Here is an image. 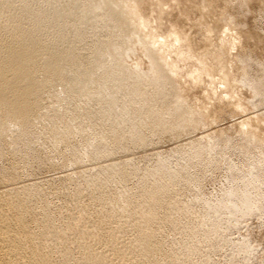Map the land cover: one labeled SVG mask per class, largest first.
Returning <instances> with one entry per match:
<instances>
[{"label":"rangeland","instance_id":"374dc122","mask_svg":"<svg viewBox=\"0 0 264 264\" xmlns=\"http://www.w3.org/2000/svg\"><path fill=\"white\" fill-rule=\"evenodd\" d=\"M136 8L144 24L140 36L148 34L168 45L161 54L175 66L176 94L180 90L188 107L203 111L204 127L161 136L144 132L143 141L128 136L113 141L109 134L101 155L99 143L107 127H91L99 109L93 102L83 105L57 80L18 98L6 94L9 87L5 92L0 88V234L16 236L12 242L0 241V264H29L38 258L32 251L46 255L48 264H96L85 261L88 252L107 254L119 233L128 249L138 237L128 230L133 223L142 228L155 223L159 245L152 262L158 264H231L225 251L244 237L264 260V216L224 231L187 259L180 257L185 234L190 233L187 241L197 242L206 232L198 226L206 214L199 202L219 200L229 183L238 182L248 165L259 163L264 154V0H140ZM87 24L85 31L94 28ZM92 40L89 36L86 42ZM134 48L126 64L146 71L140 46ZM102 70L111 69L105 65ZM109 77L103 74L99 80ZM116 84L109 82L111 93ZM248 87L256 96L253 104ZM240 124L243 132L254 133V142L238 135ZM66 127L78 130L62 134ZM212 134L220 136L217 147L200 163H190L187 174L172 183H165L160 173L149 181L146 172L159 160L170 168L182 167L187 161L178 158L176 150ZM149 196L154 202L148 204ZM154 204L159 205L152 208L155 217L142 218V210L150 212ZM193 232H198L197 239ZM237 259L232 264H241ZM109 264L121 263L111 259Z\"/></svg>","mask_w":264,"mask_h":264},{"label":"bare ground","instance_id":"6f19581e","mask_svg":"<svg viewBox=\"0 0 264 264\" xmlns=\"http://www.w3.org/2000/svg\"><path fill=\"white\" fill-rule=\"evenodd\" d=\"M37 1L40 0H0V88L3 92L9 87L6 94L10 91L11 97L18 98L25 91L38 93L48 81L57 80L64 84L69 96L78 98L83 105L93 102L99 109L94 114L96 118L91 127H107L99 143L101 155H104L102 152L109 143L110 135L113 141L123 136H128L132 141H143L144 132L161 136L186 128L204 127L206 119L203 111L199 107H188L180 90L176 94L175 66L161 54L165 43L160 45V38L158 42L148 34L140 36L144 34V24L136 8L140 0H52L45 6H33ZM11 2L14 3L13 7H8ZM87 22L94 25L90 31L84 30ZM96 24L103 25L97 27ZM89 36L93 40L88 44ZM137 45L147 60L146 71L125 62L136 52L134 47ZM87 60L91 65L87 67L88 70L82 71ZM105 65L111 69L107 73L102 70ZM91 66L94 68L89 69ZM103 74L111 78L100 81ZM110 81L117 83L112 93ZM142 86L145 87L143 91ZM248 89L252 94L249 101L253 104L256 96ZM150 91L154 94L148 97ZM118 102H121V106H118ZM61 117L59 115V119ZM243 126L240 124L238 135L248 142H254V133L249 130L243 132ZM77 130L66 127L62 134L72 135ZM219 137L207 135L189 142L176 150L178 158L187 161L186 165L170 168L168 163L159 160L152 170L146 172V176L149 175L152 183L160 173L165 183L174 182L181 173L187 174L190 163H200L202 156L211 154L217 147ZM259 163L248 165L239 181L229 183V188L219 200L213 203L199 202L203 204L206 214L198 226L206 229V232L197 242L187 241L190 233L184 235L187 244L180 255L182 259L191 257L224 231L242 228L250 218L264 216V188L261 189L260 181L264 171V154H261ZM120 175V172L116 173V177ZM150 196L148 204L154 202ZM152 208H159V205H152L150 212L148 208L143 209L141 217H155ZM122 212L126 213L124 210ZM207 212L212 213V217H208ZM148 224L150 228H142L138 223L128 226L129 232L138 233V237L129 242L128 249L119 233L113 238L112 248L106 251L108 255L105 251L91 250L85 261L109 264L111 259H115L121 264H136L138 260L158 264L152 262L159 245L154 238L158 231L154 229L155 223ZM23 232L28 233L26 230ZM88 233L86 231L84 235ZM193 235V239H197L198 232H193ZM15 239L14 235L0 234L3 243ZM256 249L244 237L225 251L224 256L231 264L237 258H241V264H264V260L257 256ZM33 255L38 258L29 264H48L46 255H37L32 251Z\"/></svg>","mask_w":264,"mask_h":264}]
</instances>
